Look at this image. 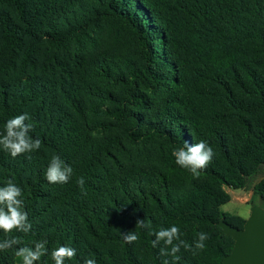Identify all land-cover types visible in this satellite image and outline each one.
Wrapping results in <instances>:
<instances>
[{"label": "trees", "instance_id": "trees-1", "mask_svg": "<svg viewBox=\"0 0 264 264\" xmlns=\"http://www.w3.org/2000/svg\"><path fill=\"white\" fill-rule=\"evenodd\" d=\"M121 32L134 58L98 53ZM23 113L41 148L31 160L0 148V186L14 178L33 228L0 239L71 246L65 264H161L154 236L135 229L146 219L153 230L178 226L190 245L209 234L204 250L181 248L179 264H222L234 241L218 223H245L220 211L223 186L264 175V0H0V132ZM200 140L215 155L194 179L172 152ZM150 143L169 155L137 164L130 150ZM53 155L73 167L66 184L45 178ZM134 230L139 239L125 243L120 231ZM12 257L0 252V264Z\"/></svg>", "mask_w": 264, "mask_h": 264}, {"label": "clouds", "instance_id": "clouds-1", "mask_svg": "<svg viewBox=\"0 0 264 264\" xmlns=\"http://www.w3.org/2000/svg\"><path fill=\"white\" fill-rule=\"evenodd\" d=\"M31 117L28 113L16 115L5 122L3 132H0V148L9 153L12 158L20 155H27L31 160V153L41 148L42 141L34 138L30 133L34 129L33 123L29 122ZM175 163L180 168L187 170L194 179H198L202 172L212 162L215 152L205 140L189 144L184 142L172 152ZM73 167L67 164L59 155H53L45 171V178L51 184H66L73 175ZM77 184L83 195L85 180L83 177L77 179ZM33 225L29 220L28 212L25 210L23 190L19 187L14 178H9L7 182L0 186V231L4 234L13 232L30 233ZM135 229H144L149 235L154 236L151 241L153 248H159V255L163 257L161 264H179L181 248L192 251L205 249V242L210 238L206 232L197 233V238L193 244H188L181 239L180 228L176 225L159 230H153L152 224L146 219H137ZM120 234L125 243L131 244L139 239L138 233L134 231L122 232ZM47 239L33 240L30 245H25L19 236L6 235L0 239V252L14 250L16 257L21 259V264H37L42 257L50 255L54 264H65L77 255V250L68 245H61L49 250ZM171 258L168 259V258ZM83 264H97L93 258L85 257Z\"/></svg>", "mask_w": 264, "mask_h": 264}, {"label": "rangeland", "instance_id": "rangeland-1", "mask_svg": "<svg viewBox=\"0 0 264 264\" xmlns=\"http://www.w3.org/2000/svg\"><path fill=\"white\" fill-rule=\"evenodd\" d=\"M111 38L105 35L101 40V48L98 53L103 52L107 48L119 49L121 54H125L129 58H134L135 49L133 46V40L127 33L121 32L118 35L116 45L113 47L111 44L106 43ZM165 53L164 50H161ZM95 53L89 52L83 55L88 59L93 57ZM159 153L163 155H169L170 149L167 146H162L161 143H150L146 147H142L138 150L131 149L130 153L134 159L138 160V163L145 161L149 165L156 163V156ZM224 191L229 195L230 200L228 203L220 207V211L226 215L228 222L240 227V225L246 221L251 213L252 206H261L264 208V175L253 174L248 178L240 181L237 188L223 186ZM12 264H21L19 257L11 258Z\"/></svg>", "mask_w": 264, "mask_h": 264}, {"label": "water", "instance_id": "water-1", "mask_svg": "<svg viewBox=\"0 0 264 264\" xmlns=\"http://www.w3.org/2000/svg\"><path fill=\"white\" fill-rule=\"evenodd\" d=\"M222 235L234 241L232 251L222 264H264V208L252 206L243 228H237L224 220L218 223Z\"/></svg>", "mask_w": 264, "mask_h": 264}]
</instances>
